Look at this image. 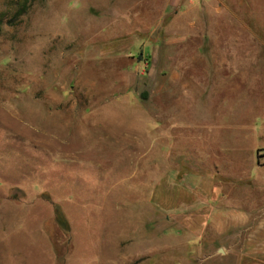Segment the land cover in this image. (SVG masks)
Segmentation results:
<instances>
[{
  "label": "rangeland",
  "instance_id": "1",
  "mask_svg": "<svg viewBox=\"0 0 264 264\" xmlns=\"http://www.w3.org/2000/svg\"><path fill=\"white\" fill-rule=\"evenodd\" d=\"M0 18V264H264V0Z\"/></svg>",
  "mask_w": 264,
  "mask_h": 264
},
{
  "label": "crops",
  "instance_id": "2",
  "mask_svg": "<svg viewBox=\"0 0 264 264\" xmlns=\"http://www.w3.org/2000/svg\"><path fill=\"white\" fill-rule=\"evenodd\" d=\"M250 199L249 197L247 198V200ZM264 207H261L260 209H263ZM260 216L259 212H255L252 215L249 214H239L237 216H232L231 218L225 216L224 218H226V221L224 223L227 224H234L235 225H245L248 223H253L255 222V219H257ZM263 218V217H262ZM217 223V222H215Z\"/></svg>",
  "mask_w": 264,
  "mask_h": 264
},
{
  "label": "trees",
  "instance_id": "3",
  "mask_svg": "<svg viewBox=\"0 0 264 264\" xmlns=\"http://www.w3.org/2000/svg\"><path fill=\"white\" fill-rule=\"evenodd\" d=\"M1 23H3V20L0 18V25ZM58 220L60 221V223H66L65 218L63 217V215L61 213H58Z\"/></svg>",
  "mask_w": 264,
  "mask_h": 264
}]
</instances>
